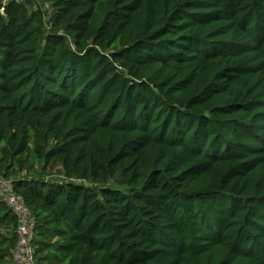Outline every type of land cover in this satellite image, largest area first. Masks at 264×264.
I'll return each mask as SVG.
<instances>
[{
	"label": "trees",
	"instance_id": "1",
	"mask_svg": "<svg viewBox=\"0 0 264 264\" xmlns=\"http://www.w3.org/2000/svg\"><path fill=\"white\" fill-rule=\"evenodd\" d=\"M0 179L36 264H264V0H0Z\"/></svg>",
	"mask_w": 264,
	"mask_h": 264
},
{
	"label": "built area",
	"instance_id": "2",
	"mask_svg": "<svg viewBox=\"0 0 264 264\" xmlns=\"http://www.w3.org/2000/svg\"><path fill=\"white\" fill-rule=\"evenodd\" d=\"M0 199L5 201L18 219V247L13 254V264H36L31 244L35 227L31 212L14 193L11 184L3 179H0Z\"/></svg>",
	"mask_w": 264,
	"mask_h": 264
},
{
	"label": "rangeland",
	"instance_id": "3",
	"mask_svg": "<svg viewBox=\"0 0 264 264\" xmlns=\"http://www.w3.org/2000/svg\"><path fill=\"white\" fill-rule=\"evenodd\" d=\"M45 175L47 178L55 180L57 182L58 179L62 178V176H63L62 175V168H61V166L53 163L49 167L46 168ZM2 229H6V228L2 227Z\"/></svg>",
	"mask_w": 264,
	"mask_h": 264
}]
</instances>
